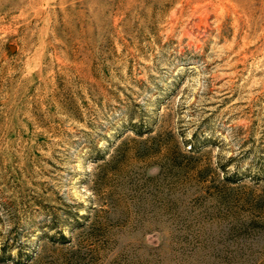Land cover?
<instances>
[{
  "label": "rangeland",
  "instance_id": "1",
  "mask_svg": "<svg viewBox=\"0 0 264 264\" xmlns=\"http://www.w3.org/2000/svg\"><path fill=\"white\" fill-rule=\"evenodd\" d=\"M0 264H264V0H0Z\"/></svg>",
  "mask_w": 264,
  "mask_h": 264
}]
</instances>
